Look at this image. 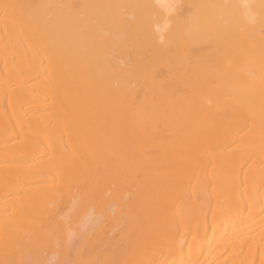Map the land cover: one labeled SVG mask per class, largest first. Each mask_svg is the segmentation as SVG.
Returning <instances> with one entry per match:
<instances>
[{
  "label": "bare ground",
  "instance_id": "bare-ground-1",
  "mask_svg": "<svg viewBox=\"0 0 264 264\" xmlns=\"http://www.w3.org/2000/svg\"><path fill=\"white\" fill-rule=\"evenodd\" d=\"M69 255L264 264V0H0V264Z\"/></svg>",
  "mask_w": 264,
  "mask_h": 264
},
{
  "label": "rangeland",
  "instance_id": "rangeland-1",
  "mask_svg": "<svg viewBox=\"0 0 264 264\" xmlns=\"http://www.w3.org/2000/svg\"><path fill=\"white\" fill-rule=\"evenodd\" d=\"M85 207H86V206H85ZM85 207H84V208H85ZM84 208H82L81 210H84V211L86 212V213H85V216H86V217H84V215L81 214V215H83V218H79L81 221H80V220H77V221H80V222H84V221H85L86 223L84 222L83 225H81V223L78 225L79 222L76 223V225H77L78 228H79V227H83V228H79V229H77V228L75 227L76 234H77L78 236H79V235H80V236H79V237L77 236L78 239L75 238L76 235H74V237H73L75 240L77 239L78 241H79L80 237L83 236V235H81V233L84 232V234H85V233L88 232V231H87L88 229L86 230V228L88 227V225H89L88 223H89V222H92V223H90L91 225H89V226H91V228L89 227V235H91V234H90V229H92V227H94L93 224L95 223V221H97L96 218H93V219H95L94 222H93L92 217H95V216L92 215V214L90 215V217L92 216L91 218H90L89 216H87V215H88V214H87V212H88V211H87V207H86V209H84ZM89 209H90V208L88 207V210H89ZM68 210H69V211H68ZM66 211H67L66 213L68 214L69 212H71V209H67ZM73 212H74V211H73ZM73 212H71V214H69V215H70L69 217H74V216H75V219H77V218H76L77 214H75V213H73ZM77 212H78V211H77ZM90 212H93V211L89 210L88 213L90 214ZM72 213L75 214V215L73 216ZM78 213H80V210H79ZM81 213H83V212H81ZM86 214H87V215H86ZM77 217H78V216H77ZM97 217H99V216H97ZM87 218H89V219H87ZM68 219H70V222H69V223H71V219H72V221H73V218H68ZM90 219H91V220H90ZM98 219H99V218H98ZM87 220H89V222H88ZM75 221H76V220H75ZM75 221H73L74 224H75ZM87 222H88V223H87ZM87 224H88V225H87ZM71 225H72V224H71ZM76 225H73V226H76ZM67 227H69V226H67ZM65 229H66V230H65V231H66L65 233H66L67 235H71V238H69L70 241H73L74 243H77V242H75L74 239L72 238V236H73V234L71 233L72 230H71V231H70V230L67 231L68 229H67L66 227H65ZM70 229H74V228H73V227H72V228L70 227ZM81 229H83V230H81ZM77 230H79V231H77ZM80 230L83 231V232H81ZM75 231L73 230V233H74V234H75ZM85 231H86V232H85ZM92 231H93V230H92ZM78 232H79L80 234H78ZM67 235H66V236H67ZM85 235H86V234H85ZM67 239H68V238H67ZM69 239H68V240H69ZM72 239H73V240H72ZM77 240H76V241H77ZM81 241H84L83 238H81L79 242H81ZM57 242H58V241H57ZM79 242H78L77 244H79ZM54 243H56V242H54ZM54 243H53V244H54ZM74 243H73V245H74ZM83 244H84V243H83ZM56 245H57V244H56ZM75 245H76V244H75ZM75 245H74V246H75ZM80 245H81V244H80ZM52 246H53V247H52ZM58 246H59V245H57V247H58ZM54 247H55V246L51 244V248L54 249ZM57 247H55V249H57ZM49 250H51V249H49ZM48 252H49V251H48ZM46 254H47V253H46ZM46 254H45V255H46ZM45 255H44V257L48 256L49 253H48L46 256H45ZM49 258H50V256H48V259H49ZM69 258H70V259H69ZM46 260H47V259H46ZM66 260H67V261H66ZM66 260H65V263L68 264L69 261L71 260V256L69 255V256L67 257ZM58 263H60V262H58ZM71 263H72V262H71Z\"/></svg>",
  "mask_w": 264,
  "mask_h": 264
}]
</instances>
